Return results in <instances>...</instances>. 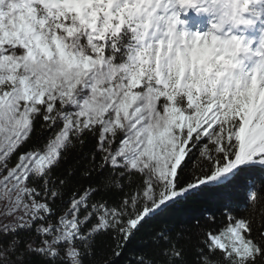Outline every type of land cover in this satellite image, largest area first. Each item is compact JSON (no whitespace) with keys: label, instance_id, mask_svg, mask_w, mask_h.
I'll list each match as a JSON object with an SVG mask.
<instances>
[{"label":"snow or ice","instance_id":"1","mask_svg":"<svg viewBox=\"0 0 264 264\" xmlns=\"http://www.w3.org/2000/svg\"><path fill=\"white\" fill-rule=\"evenodd\" d=\"M206 5L0 0V264H264V28Z\"/></svg>","mask_w":264,"mask_h":264},{"label":"clouds","instance_id":"2","mask_svg":"<svg viewBox=\"0 0 264 264\" xmlns=\"http://www.w3.org/2000/svg\"><path fill=\"white\" fill-rule=\"evenodd\" d=\"M229 9L228 0H207L206 10L202 12L207 15L209 24L214 25V27L208 26L205 32L210 38L214 36L216 43L221 47L231 41L234 33L243 31L242 26L232 22ZM240 59H244L243 55Z\"/></svg>","mask_w":264,"mask_h":264},{"label":"bare ground","instance_id":"3","mask_svg":"<svg viewBox=\"0 0 264 264\" xmlns=\"http://www.w3.org/2000/svg\"><path fill=\"white\" fill-rule=\"evenodd\" d=\"M191 9L194 10L195 8H189L187 10H179V18H180L181 21L182 20L185 21V19H186L185 14H186V12L190 11ZM197 16H198V18L192 19V20L195 21L194 23H192V21L189 22V25H186V23H184V22H183L184 25H182V23H181V25H182V27L180 25L181 30L183 28H184V30H186L185 28H187L188 30H186V31H188V32H194L195 31L194 28H198L199 31H201V32L206 31L207 28H208V26H209V24L207 22V19H208L207 15H201L200 16V14L197 13ZM244 32L247 34L248 37H253V38L257 37V36H252L253 33L250 30H247V28H243V31H241L240 33H244ZM256 33L257 32L255 31L254 34H256Z\"/></svg>","mask_w":264,"mask_h":264},{"label":"trees","instance_id":"4","mask_svg":"<svg viewBox=\"0 0 264 264\" xmlns=\"http://www.w3.org/2000/svg\"><path fill=\"white\" fill-rule=\"evenodd\" d=\"M73 155H75V153H73ZM205 207H207V204L201 203V204L189 205V206H187L183 209H180L178 211H181L184 213L199 212V211H202ZM0 211H3V210H0ZM163 219H167V217L162 218V220ZM129 250L131 252H135L138 254L139 251L143 250V245H141L137 242H133V244L129 246ZM127 259H128V253H126L125 256L119 260L118 264H125Z\"/></svg>","mask_w":264,"mask_h":264},{"label":"rangeland","instance_id":"5","mask_svg":"<svg viewBox=\"0 0 264 264\" xmlns=\"http://www.w3.org/2000/svg\"><path fill=\"white\" fill-rule=\"evenodd\" d=\"M262 6H264V0H262ZM246 15L251 16V13H246ZM181 17V16H180ZM182 18V17H181ZM253 20H255V17H252ZM207 22L209 24V20L207 19ZM257 26V27H256ZM256 27V28H255ZM261 28H264V23H254V25L252 27H248L247 30H250L252 33H254L255 31L257 32L254 36L258 35V32ZM254 31V32H253ZM205 32V31H204ZM239 34L241 31H237ZM251 38V37H249ZM253 38V37H252ZM0 210H4L3 209V205L0 204Z\"/></svg>","mask_w":264,"mask_h":264}]
</instances>
